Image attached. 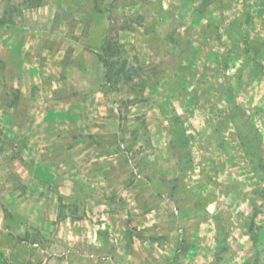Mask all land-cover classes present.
Listing matches in <instances>:
<instances>
[{"label":"rangeland","instance_id":"374dc122","mask_svg":"<svg viewBox=\"0 0 264 264\" xmlns=\"http://www.w3.org/2000/svg\"><path fill=\"white\" fill-rule=\"evenodd\" d=\"M203 1L0 0V264H264V0Z\"/></svg>","mask_w":264,"mask_h":264},{"label":"trees","instance_id":"16d2710c","mask_svg":"<svg viewBox=\"0 0 264 264\" xmlns=\"http://www.w3.org/2000/svg\"><path fill=\"white\" fill-rule=\"evenodd\" d=\"M212 2H214V0L203 1L201 5L203 9L201 10V12L204 11V9L207 8V6H209ZM185 45H187V43ZM184 48L185 50L183 49L182 55L185 56L187 52H190V47L186 46ZM101 49V52L98 53V57L100 63L105 69V73L103 76L104 83L102 87H108L111 88L110 90L116 91L117 86H119L121 82L128 83L132 80V78H134V75L139 76L140 69L128 66V61L126 59H123V51L119 48L117 41H112V39L108 38L106 39V41H103V46ZM225 66H227V63H225ZM143 84H147V81H143ZM139 85L140 84H136V87H139ZM144 86L146 87V85ZM220 96L221 98L231 103V107L228 113L230 121L235 124V128L237 129V134L243 148L247 150V153L251 157L256 159L257 152L260 151L259 139L261 137L259 132L254 128V126L249 123L245 109L234 100V89L231 88L229 89V91H221ZM11 104L14 105L15 102L13 101ZM170 134L173 137L171 143L173 149H175V152L179 155L184 154L188 157L190 153V140L186 134L184 122L180 116L175 117L171 122ZM254 169L264 180V164L261 162H254ZM171 193L173 195V190H171ZM25 240L27 239H21V241ZM227 242L228 236L226 235L224 228L219 225L217 237V252H219L220 254L225 252L228 245ZM29 243L36 244L37 241L31 240L29 241Z\"/></svg>","mask_w":264,"mask_h":264}]
</instances>
